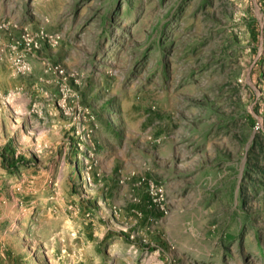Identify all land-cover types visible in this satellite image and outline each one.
Returning <instances> with one entry per match:
<instances>
[{
  "label": "rangeland",
  "instance_id": "rangeland-1",
  "mask_svg": "<svg viewBox=\"0 0 264 264\" xmlns=\"http://www.w3.org/2000/svg\"><path fill=\"white\" fill-rule=\"evenodd\" d=\"M6 144L0 264H264V0H0Z\"/></svg>",
  "mask_w": 264,
  "mask_h": 264
},
{
  "label": "trees",
  "instance_id": "trees-1",
  "mask_svg": "<svg viewBox=\"0 0 264 264\" xmlns=\"http://www.w3.org/2000/svg\"><path fill=\"white\" fill-rule=\"evenodd\" d=\"M0 158L2 159L3 166L12 171L18 165H30V160H26L22 155L15 156V149L10 144H6L0 149Z\"/></svg>",
  "mask_w": 264,
  "mask_h": 264
},
{
  "label": "built area",
  "instance_id": "built-area-1",
  "mask_svg": "<svg viewBox=\"0 0 264 264\" xmlns=\"http://www.w3.org/2000/svg\"><path fill=\"white\" fill-rule=\"evenodd\" d=\"M26 69V67H24Z\"/></svg>",
  "mask_w": 264,
  "mask_h": 264
},
{
  "label": "crops",
  "instance_id": "crops-1",
  "mask_svg": "<svg viewBox=\"0 0 264 264\" xmlns=\"http://www.w3.org/2000/svg\"><path fill=\"white\" fill-rule=\"evenodd\" d=\"M161 263V262H160Z\"/></svg>",
  "mask_w": 264,
  "mask_h": 264
}]
</instances>
